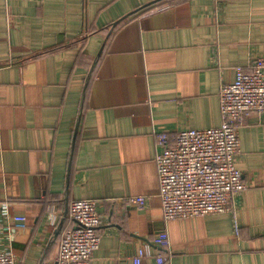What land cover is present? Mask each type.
I'll return each instance as SVG.
<instances>
[{
    "label": "crops",
    "instance_id": "obj_1",
    "mask_svg": "<svg viewBox=\"0 0 264 264\" xmlns=\"http://www.w3.org/2000/svg\"><path fill=\"white\" fill-rule=\"evenodd\" d=\"M157 1L172 7L145 15ZM259 57L264 0H0V206L28 217L19 264H58L82 199L103 217L92 264H134L162 232L170 250L142 264H264V114L240 130L239 234L227 213L166 221L156 164L158 134L221 125V85Z\"/></svg>",
    "mask_w": 264,
    "mask_h": 264
},
{
    "label": "built area",
    "instance_id": "obj_2",
    "mask_svg": "<svg viewBox=\"0 0 264 264\" xmlns=\"http://www.w3.org/2000/svg\"><path fill=\"white\" fill-rule=\"evenodd\" d=\"M171 7L170 2L161 1L148 7L145 15L158 14ZM252 68L251 72H245L238 67L235 81L221 85L219 127L158 134L161 151L156 156V164L166 221L227 213L234 215L236 234H239L235 200L247 189L243 173L236 166L241 152L240 130L249 113L264 114V57L254 59ZM127 200L138 208L148 204L144 195ZM69 215L75 225L63 231L58 264H92L102 240L99 228L103 217L99 203L75 200L70 204ZM49 220L53 227L59 223L53 207L49 208ZM28 227L27 216L13 215L8 202L1 204L0 240L4 247L0 248V264H19L11 249L12 242L19 231ZM152 244L170 250L169 234L160 233ZM152 244L140 249L134 264H142L145 257L154 256ZM156 257L159 264L165 263L163 255Z\"/></svg>",
    "mask_w": 264,
    "mask_h": 264
},
{
    "label": "water",
    "instance_id": "obj_3",
    "mask_svg": "<svg viewBox=\"0 0 264 264\" xmlns=\"http://www.w3.org/2000/svg\"><path fill=\"white\" fill-rule=\"evenodd\" d=\"M158 2H160V1L154 2V3L150 4L149 6H151V5H153V4H156V3H158ZM62 225H63V223H61V226H62Z\"/></svg>",
    "mask_w": 264,
    "mask_h": 264
}]
</instances>
